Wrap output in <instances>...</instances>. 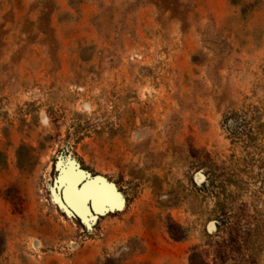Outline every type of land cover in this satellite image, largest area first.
I'll return each instance as SVG.
<instances>
[{"label": "rangeland", "instance_id": "1", "mask_svg": "<svg viewBox=\"0 0 264 264\" xmlns=\"http://www.w3.org/2000/svg\"><path fill=\"white\" fill-rule=\"evenodd\" d=\"M0 264H264V0H0Z\"/></svg>", "mask_w": 264, "mask_h": 264}, {"label": "water", "instance_id": "2", "mask_svg": "<svg viewBox=\"0 0 264 264\" xmlns=\"http://www.w3.org/2000/svg\"><path fill=\"white\" fill-rule=\"evenodd\" d=\"M74 168H75V172L78 173L83 178V182L81 184L86 185L88 182H99L101 185H105V186L109 187L113 191L114 195L117 198H119L118 193L116 191H114L113 188L104 179H102V178L98 179V177H91L90 175L86 174L85 172L79 170L77 167L74 166ZM63 171H64V169H62L60 171V176H61V174H62ZM60 176H59V178H60ZM56 187H57V190H59L60 189V184L59 185L56 184ZM59 201L63 205V208H64V210H65L66 213H68V214H70V215H72V216H74L76 218H79L84 223H88L91 220H95L96 219V216L104 215V214L109 213V212H113V211L117 210L120 207V203L118 201L117 204H114V206H111V207H107L103 212H97V211H95L93 209L92 202H89L88 205H87V207H86V209L88 211V216L86 218H83L66 201H65V204L66 205H64L61 202L60 198H59Z\"/></svg>", "mask_w": 264, "mask_h": 264}, {"label": "bare ground", "instance_id": "3", "mask_svg": "<svg viewBox=\"0 0 264 264\" xmlns=\"http://www.w3.org/2000/svg\"><path fill=\"white\" fill-rule=\"evenodd\" d=\"M70 170V169H69ZM76 176L72 173V172H69L67 173L63 178L62 180L63 181H67L68 184H69V189L71 191V194H72V197L76 200H80L79 196L77 194H82V193H85V192H88V193H93V195H91L89 198H95V197H102L105 193V190L100 188L99 186H97L96 184H93L91 183V185L93 184V188L91 190H89V187H88V190L86 189V187H84L82 190L78 189L77 188V182L78 180H75ZM65 184V183H64ZM82 187L84 186L83 184H81ZM89 185V184H88ZM68 193V192H67ZM69 194V193H68ZM70 195V194H69ZM107 196H109L107 194ZM107 196H105L106 198H108ZM71 199V198H70ZM111 200V199H110ZM72 201V200H71ZM85 201V200H84ZM95 201V200H94ZM69 202V201H68ZM73 202V201H72ZM105 202V201H104ZM109 202V201H108ZM63 203L65 204V202L63 201ZM71 204V203H70ZM66 205V204H65ZM73 205V204H72ZM107 205V204H106ZM75 208V207H74ZM80 208V207H79ZM82 210V209H80ZM99 210V209H98ZM82 212V211H81ZM86 212V211H85ZM83 213H84V210H83ZM86 214V213H85Z\"/></svg>", "mask_w": 264, "mask_h": 264}, {"label": "snow or ice", "instance_id": "4", "mask_svg": "<svg viewBox=\"0 0 264 264\" xmlns=\"http://www.w3.org/2000/svg\"><path fill=\"white\" fill-rule=\"evenodd\" d=\"M81 200V203L88 199L91 195H93V193H88V192H85V193H82V194H77Z\"/></svg>", "mask_w": 264, "mask_h": 264}]
</instances>
